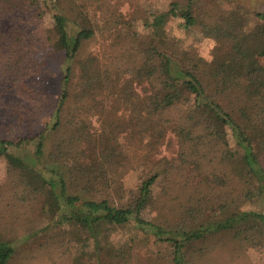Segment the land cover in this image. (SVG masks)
Listing matches in <instances>:
<instances>
[{"label":"trees","instance_id":"1","mask_svg":"<svg viewBox=\"0 0 264 264\" xmlns=\"http://www.w3.org/2000/svg\"><path fill=\"white\" fill-rule=\"evenodd\" d=\"M26 1L31 6L36 0ZM39 1L51 15L52 37L36 39L21 29L16 43L32 35V50L43 60L62 52L55 108L38 132L0 133V156L20 175L14 198L22 207L47 202L53 209L42 248H53V234L65 226L93 243L95 264H218L216 258L224 263L229 254L249 251L264 264V67L251 56L252 49L264 56V40L260 47L246 45L247 38L264 36V24L234 25L203 0H187L180 9L170 3L163 14L136 10L118 31L132 77L116 83L114 58L101 61L81 52L95 32L72 25L93 0ZM21 6L0 0V17ZM174 17L188 32L222 37L225 62L213 68L181 44L165 46L164 32ZM3 37L0 44L6 43ZM14 41L8 37L9 51ZM14 63L9 70L17 73L22 64ZM200 74L216 81L215 95L206 92ZM252 74L260 80L246 84ZM13 80V98L21 100V77ZM39 83L44 86V79ZM163 140L174 150L170 159H157ZM92 142L96 159L90 164ZM127 169L140 171L131 187L121 181ZM157 184L161 191L155 194ZM148 206L158 212L149 221L141 216ZM119 229L152 240L143 256L129 241H109L107 232ZM21 240L17 244L26 243ZM15 241L0 238V264L15 259Z\"/></svg>","mask_w":264,"mask_h":264},{"label":"rangeland","instance_id":"2","mask_svg":"<svg viewBox=\"0 0 264 264\" xmlns=\"http://www.w3.org/2000/svg\"><path fill=\"white\" fill-rule=\"evenodd\" d=\"M15 1L22 6L13 10L11 14H3L0 17V34L5 36L3 38L6 43L8 37L15 40L13 42L15 49L12 48L11 51L6 48V43L0 44V133L11 136L33 134L42 130L49 122L55 108L57 83L61 79L62 59L61 51H54L55 55L52 58L43 60L32 50V35L36 39L52 37L53 21L50 13L41 7L39 0H36L32 7L26 0ZM6 3L3 1L2 7H5ZM170 3L179 4V9L186 8L187 0H99V2L93 0L91 7L87 9V14L81 18H75L77 23L72 24L77 28L87 27L95 32L93 38L82 47V54H94L101 61L114 58L112 70L116 83L130 81L133 64L127 56L125 46L120 42L121 33L118 31L125 29L124 24L133 17L136 10L145 9L152 13L163 14L170 9ZM203 3V6L208 9L224 11L228 17L235 20L234 25L240 24L242 27L252 28L255 25L264 24V0H203ZM205 7L204 10H206ZM40 12L42 14L39 18ZM28 21L33 22V25L27 27ZM182 22L183 20L179 17L170 20L167 25L170 31L164 32L167 36L163 41L165 46L181 44L190 54L200 57L213 68L221 66L226 57L224 39L215 35H203L200 30L188 32L183 28ZM206 22H210V19L207 18ZM21 29H26L28 33L31 31L32 35L24 39L23 44L18 45L16 39ZM263 40L264 36L260 35L255 42L252 38H247L246 45L254 44L252 47H260L263 46ZM53 45L51 43V46ZM252 51L253 63L255 61L259 67H264V56L258 55L254 49ZM18 59L22 65L21 69L16 70L17 74L9 69ZM17 77H21L17 88L21 100L13 98L15 96L13 79ZM199 78L206 92L209 95H215L216 81L203 74H200ZM40 79H44V86L39 83ZM258 80L260 75L252 74L245 83L254 85ZM37 93H40L39 96H36ZM216 98L222 100L219 95ZM93 126L97 127L95 121ZM170 139L173 140L172 146H174V138ZM170 148L168 140H163L158 149L157 159L173 157L175 153L173 148ZM174 149L176 150V146ZM87 152L88 161L92 164L96 159L93 142L87 145ZM139 172V170L127 169L122 174L121 181L126 187L134 186ZM19 180V173L12 169L5 157L0 156V238L16 240V244L21 237L23 238L21 241H26L21 245L17 244L19 246L15 259L10 264H95L93 243L87 242L86 236L81 233L67 232L65 226L57 229L53 234L55 240L53 248H42L44 246L41 245L43 241L41 236L53 220V209L47 202H39L33 204L31 208H23L22 203L14 198ZM159 185L157 184L154 188L155 194L161 191ZM141 216L142 219L149 221L156 218L158 212L155 207L148 206L144 208ZM107 237L113 245H120L125 240L129 241L133 250L142 256L152 242L141 233H128L126 230L120 232V229L111 234L107 232ZM130 237H132L131 240H129ZM216 260L218 264L221 263L217 258ZM222 262L224 263L221 264H244L243 262L259 264V253L249 251L242 257L238 254L236 256L229 254Z\"/></svg>","mask_w":264,"mask_h":264}]
</instances>
